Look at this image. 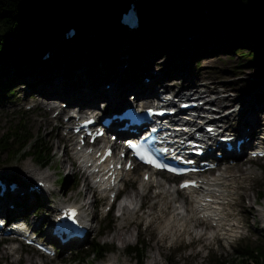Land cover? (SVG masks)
I'll return each instance as SVG.
<instances>
[{
  "label": "rangeland",
  "instance_id": "obj_1",
  "mask_svg": "<svg viewBox=\"0 0 264 264\" xmlns=\"http://www.w3.org/2000/svg\"><path fill=\"white\" fill-rule=\"evenodd\" d=\"M189 23L181 28L172 26V28H167V31L164 30L166 36H160L161 41L155 46L158 50L164 49L166 53L162 52L156 55L154 59H158L156 62V67H158V69L156 67L152 68L154 66L151 68L172 74L167 77L168 79L165 78L162 84L171 86V92L174 90L177 91L178 87L187 82L189 83L188 87L199 86L205 91L209 90L207 91L208 93L203 94V96L208 99L220 98L219 101L214 102V104L219 105L223 112H226V109L231 107L243 108L246 106L243 100H245V102L249 100L248 96L252 93H255V101H258L264 106V101L262 99V94L264 93V34H260L257 40L250 44L244 42L243 36L241 38L240 35L228 37L223 33L221 35L215 34L206 40L201 39L202 42L200 41L198 49L190 50V44L200 36L199 30L202 27L199 28L197 24L194 25L192 22ZM179 33H181L182 39L172 40L174 35ZM185 35L187 36L185 37ZM123 37H125V35H114L109 29H104L101 34H98L94 38L84 37L71 46H67H69L68 49L74 51V49H78L77 44L82 43L79 50L74 51L76 55L80 53V56H77L75 62L85 67L87 63L85 60L81 61V56L86 57L88 51L93 56V50L100 47L102 42L111 41L112 44L110 43L111 45H108L109 48H107V46L104 48L105 50L103 49V51H105L104 54L106 52L109 54L106 53L104 56H101L103 59L102 66H105V63L108 64L109 57L115 61L122 59V55L114 51V49L118 50L119 46L123 47L124 45L128 47L126 44L138 39L132 40L128 35L127 39H123ZM147 37V40L145 39L144 42L146 44L149 42L150 45L152 36L148 34ZM139 38L140 40L143 39L142 36ZM14 40L17 41L15 38ZM131 45H134L133 42ZM143 45L145 44L142 43V46ZM171 47L174 50L171 49ZM230 48L237 50V55H235L236 53L231 51ZM158 50L151 52V54L156 53ZM217 51L219 52L217 53ZM146 52H150V50ZM248 52H250L248 57L240 55V53L246 54ZM122 54L125 55L124 52H122ZM181 54H185L186 57L182 58ZM14 55H12L9 60L13 59ZM252 56H258L260 60L256 63H251L248 58ZM143 57L140 60V64L137 63L139 56L134 59V62L138 64L136 65L138 69H136L137 75L141 73L142 76V78H138L137 76L136 79L140 82H144V77H148L150 81L145 84L147 88H162L159 78L150 76L148 73L149 70L145 72L156 60H153L151 65L149 63L145 65L144 63L141 64ZM5 60V58H1L0 64ZM98 61L100 60H91V62ZM68 62V60H65V64L71 66L72 64ZM127 63L129 64V68L133 66V62L131 59L129 60V56L127 57ZM43 67L40 68L37 66L32 70L28 68L27 75L31 80H34L33 76L38 75V70H42ZM63 67L64 69L66 68V66ZM75 67H77V64ZM30 68H32L31 65ZM90 69H92V66H89V69H85L89 71H85L86 77L84 80L89 79L88 75L91 71ZM55 71L61 72L62 70L55 69ZM66 88L69 90L70 85H66ZM234 89H239L241 91V95H238L242 98V101L224 100L223 98L225 96L228 98L237 96ZM71 92L73 93L72 95L76 97L79 96H77V93L73 92V90H71ZM128 93L132 94L133 92L125 91V93L122 94L123 97L127 98ZM121 97L122 96H120V98ZM50 102L51 101L47 102L40 93L33 92L30 94L28 91H23V87L19 85L16 92L5 99L4 106L0 105V134L8 131L9 127L17 123L19 118H23V123L27 130L36 135L40 141L42 138L45 145L48 146L51 151V161L45 168L37 166L31 158L20 160L18 157H15L13 160H8L6 158V153L2 152L0 153V176L12 178L18 182L20 179H25V165L27 162L31 163L34 168L51 174V184L53 185L45 192L44 196L42 195L44 200L43 205L39 208L35 207L36 202L34 203L32 199L26 213L27 220L30 226L36 230V233L40 232L43 233L42 236H45L44 231L46 225L51 215L54 213L57 202L64 200L85 205V214H88V218H92L93 230L82 243L68 246L65 250H62L60 254L57 252L54 256H44L32 247H24L21 243L1 245L0 264H27L29 259L41 264H105L107 261H114L116 264H141L137 262L132 255L126 252V248L128 246H133L137 240L142 241L145 246V260L143 264H243L240 261L236 249L258 240H264V197L258 199L259 195L264 196V162L258 159L250 161L243 160L244 164L242 166L250 168L254 172L249 173L246 179L242 181L237 180L227 188L231 190L228 196L231 204H229V208L223 210V213L226 219L232 221L236 220L239 227L235 229V235L228 238V240L232 242H224V246L218 239L219 236L215 235L213 238H209L211 242L205 246L206 253L193 255L192 253L190 254L192 249L189 250L183 243L184 240L190 238V235L183 233L179 239H174L175 241L172 246L168 245L170 242L169 235H163L160 239V230L165 214L160 213L159 208L166 197L164 194L160 197H155L154 194L157 190L153 188L148 191L150 196L142 199L140 196L142 188L138 186L141 179V172H139L138 169H134L122 181L126 192V194L122 192V196H135L134 201L137 205L144 200L146 203L134 215L125 216L123 218L122 216L118 217V206L120 201L117 202L114 210H111V218L113 217L112 223H110L111 226L108 230H105V219L102 214L104 213L103 209L105 204L102 202L100 195L97 196V194H95V196H93L91 195L92 190L87 189L89 179L82 176L77 163H75L77 159L72 155V150L70 148L71 139L68 137L70 140L67 139V142H65V137L63 135L65 131L61 127L62 125L64 126L65 123L62 121V117H53V111L63 107L65 101H59L57 103ZM52 104L56 105V109L49 110V106ZM29 106L31 107L28 108ZM20 110L24 112L21 114ZM17 111L18 115L15 114ZM64 115L65 114L62 116ZM229 118V122L232 123V128H236L237 130L241 128L240 126L242 124L239 123L241 117H238V114L234 116L230 115ZM258 118L260 124L263 125L264 109L262 113L259 114ZM63 143L68 146L66 154ZM67 156L70 160L74 161L75 166L71 167L69 160H65ZM225 165L229 164L222 163V168H224ZM61 177L63 181L59 180ZM153 179L166 180L171 185H173L174 182V178L162 172L156 173ZM33 181V179L26 181L27 187L29 186L28 182L32 184ZM120 186H122V184ZM173 197L175 200L184 198L178 191L173 194ZM91 201H93L92 204H90ZM154 202H156V204L158 203V205H156L155 209L150 210V205ZM235 202H237V204ZM168 210L169 209H167V211ZM149 212H153L157 214V216L153 217V214L149 215ZM48 214H50L49 217H47ZM37 222L39 223L36 224ZM131 222H133V224L129 225ZM198 224L197 227L206 226V233H208V229H213L208 223L202 224L199 222ZM123 225L126 227L122 228L121 226ZM191 237L197 236L191 235ZM180 239L181 243L179 244ZM92 240L110 245L113 251L99 259L94 257L93 254L84 256V250L88 246L87 244ZM200 240L203 241V238ZM175 244L179 245L176 246ZM71 255H80L83 257L78 261L73 260L71 257L69 258Z\"/></svg>",
  "mask_w": 264,
  "mask_h": 264
},
{
  "label": "trees",
  "instance_id": "obj_2",
  "mask_svg": "<svg viewBox=\"0 0 264 264\" xmlns=\"http://www.w3.org/2000/svg\"><path fill=\"white\" fill-rule=\"evenodd\" d=\"M128 1L0 0V59H8L14 46L20 45L22 48L17 52L12 67L19 76L25 75V67L28 64L32 66V61L45 52L46 45L41 42L68 23L73 24L77 32L73 41L69 42L71 44L84 37L94 38L104 29H109L114 35L122 33L119 10ZM137 12L141 26L136 35L149 32L155 35L167 27H178L188 22L202 27L200 30L204 37L222 33L228 37L240 35L241 38L243 36L244 42L250 44L256 41L260 34H264V0H139ZM172 39H182L181 33L174 35ZM198 41H195L193 46H196ZM110 43L111 41L102 42L99 49L93 50V55ZM249 55L250 52L241 54L245 57ZM248 60L256 63L260 58L252 56ZM36 66L43 67L44 63ZM8 68V65L0 64L2 72H6ZM21 77L15 78L16 80L0 79V93L10 95L14 91L15 82L24 79ZM22 120L23 118H19L8 131L0 134V153L5 152L8 160L18 156H32L41 166L47 165L51 160V151L43 140L41 142L27 130ZM110 249L109 245L93 243L90 251L103 255ZM127 250L143 263L145 246L142 241ZM239 253L243 264H264V243L246 245Z\"/></svg>",
  "mask_w": 264,
  "mask_h": 264
},
{
  "label": "bare ground",
  "instance_id": "obj_3",
  "mask_svg": "<svg viewBox=\"0 0 264 264\" xmlns=\"http://www.w3.org/2000/svg\"><path fill=\"white\" fill-rule=\"evenodd\" d=\"M159 34L160 35L157 36L158 37L157 40L161 41L160 36L164 37L166 36V34L164 33V31L159 32ZM127 35L132 40L137 38L138 39L134 40L135 42L132 41L134 45H131L132 42L126 45H130L131 48L132 47L134 48L133 49L134 51L140 54H145V56H150L144 58L143 63L145 65L146 63H149L151 65L152 61L156 60L153 62L154 63L153 65L149 66L148 69L145 70V72L149 70L148 73L150 76H153V78H159L162 88L161 89H157V87L147 88L145 86V83L140 82L138 79H136L138 76L137 75L138 69L136 68V64L134 66L133 63H132L133 66L129 68V64L127 63V57L129 56V54H128L127 46L125 45L123 47L119 46L118 50L114 49V51L122 55V59L115 61L109 57L108 64L105 63V66L103 65V67H101L102 63L97 64V62H91V60L93 58H98L101 57L102 55L104 56L106 53L107 54L109 53L106 52L104 54L105 51L101 50L96 53V56L94 55L92 56L88 51V55L86 57L81 56V61L85 60V62L87 63L85 67H83V65L75 62L77 60V56H80L79 52L78 55H76V52L74 51H71V53L63 52V50L57 45L58 42L56 41L54 43H51V45L49 46L50 56L47 59V63L45 67L42 70H39L38 71L39 74L35 76L37 80H39L40 82L37 86V91H39L43 95L44 99H47L53 103H57L59 101H65L67 103L66 107L59 108V113H58L59 117L62 116L63 114H69L67 112L68 109L70 108L78 107L80 109H83L87 106L95 107L96 102L98 100L106 102L110 97H116L122 100L123 102H125V98L123 97L122 94H124L125 91H127V89L135 90L138 92V94L141 95L145 94V96H152V97H156L160 90H163L161 93L171 92L172 87L169 85H163L162 83L164 82L165 78L169 77L172 74L166 71H162V70L157 71L152 69L157 66L156 62L158 59H154L156 54L158 52L159 53L165 52V50L160 49V51L151 54V52L153 51H151L152 49L149 45V42L147 44L144 42L148 34L145 33V34L133 35L131 33H127L125 34V37H123V39L124 38L127 39ZM141 36L143 37V39L140 40L139 37ZM149 36H152L151 38V42H152L153 35L151 32H149ZM142 43L146 45V47L145 45H143L145 48L142 46ZM107 48H109V46ZM145 50L146 51L150 50V52H146ZM122 52H124L125 55H123ZM218 52L219 51H217V53ZM65 60H68L69 61L68 63L72 65L67 66L65 64ZM76 64L77 67H75ZM63 66H66V68L64 69ZM89 66H92V69H90L91 71L89 72L88 75L89 79L84 80L86 77L85 71H89L85 69H89ZM156 68L158 69V67ZM55 69H61L62 71L58 72L55 71ZM66 85H70L69 90L66 88ZM106 85H108V87H106ZM188 86H189L188 82L186 84H182L180 87H178L177 91L175 90L173 91L172 93L173 97H178V98L182 97L184 94L183 91H185L188 88ZM71 90H73V92H76L77 96L78 95L79 96L76 97L72 95L73 93L71 92ZM234 91L236 92L237 96L229 97V98L225 96L223 99L230 101H234V100L242 101V98L239 97V95H241L240 94L241 91L239 89H234ZM120 96L122 97L120 98ZM254 96L255 93L249 95L248 96L249 100H247L246 102L245 100H243V103H245L246 106H244L241 109L239 107L236 111L238 117H241L242 125H245L242 131L244 132L245 135L249 136L250 138L254 137L256 132L262 129L258 116L260 113H262L264 109V106H262L260 103H257L255 101ZM202 99L204 100V98L201 97V95H198V100H202ZM219 99L220 98L209 99V100L213 102H218ZM171 102H174V100H172ZM51 107H56V105H51ZM58 115L56 116L57 118ZM64 122L66 124L74 123L75 122L74 115L69 114L67 120ZM72 146H73L72 147L73 156L77 157V160L80 161V164L82 163L87 164L89 161H96V159L93 158L92 154H88L85 150L77 149L76 145L74 144H72ZM66 148L67 147L65 146V154H66ZM238 159H240V156L234 155V160H238ZM65 160H69L71 167L75 166L74 161L70 160L68 156ZM243 164L244 162L240 159L238 162H233L230 163L229 165H225L224 168H220L217 173H214L210 177L204 179L202 186L196 190L198 191L197 194H195L194 196L189 195L188 198H182L181 200H174L173 194L177 193L178 190L174 188L166 180L165 181L154 180L152 176L149 178L148 181H144L141 178L138 185L139 187L142 188V192L140 193L142 199L148 198L150 196L148 192L145 191L149 187L150 183H152V186L154 185V188L157 190L156 193L154 194L155 197H160L162 194H164L166 197V199L162 201L161 207L159 208V212L165 214L164 216L165 218L163 220L160 230L161 236L159 238L161 239L163 235H169L170 242H172L174 239H179L180 236L184 233L190 236L195 235L202 237L204 243L207 244L210 243L209 238H212L213 235L215 234L219 235L224 239L226 238L224 236L227 233L231 234L234 231H236L235 229L239 227L237 225L236 220L232 221L226 219L223 210L229 208L230 206L229 204H231V201L228 199L231 190L227 189L228 186L234 184L237 180L242 181L246 179V176L248 177L249 173L254 172L250 168L243 167L242 166ZM81 174L83 177L87 178L86 171H82ZM104 174L105 173H103L102 176ZM129 174L130 172L128 171L123 172L121 180H123V178L128 176ZM97 176H98V172L92 177V182L93 184H96L100 193H105L106 191L105 187L107 181L97 182ZM51 178L52 177L50 173H47L45 171H40L39 169L34 168L31 163L27 162L25 165V179H20L19 182H17L20 189L18 191L13 192V194L24 192L23 196H18L20 199H22L28 194L26 181L31 179H35V181L43 179L45 183L47 182L49 186H52L53 184H51ZM87 189H90L89 182L87 183ZM197 196H201V197H197ZM203 197H210L213 199V201L212 202L205 201ZM8 201L9 200L5 196L0 197V206L4 211V213L8 211V204H9ZM121 203H124V201H121L120 205ZM145 203L146 202L144 200L140 204H145ZM235 203L237 204V202ZM156 205H158V203L157 204L156 202L152 203L150 205V210L155 209ZM138 207L139 206L137 205V203H135L133 200L124 203L123 206L120 207V210L122 212L121 213L122 217L124 218L125 216L134 215L139 210L137 209ZM167 209L169 210L167 211ZM150 214H153V217L157 216V214L153 212H149V215ZM206 221L209 222L210 224L214 222L213 223L214 226L212 227L213 229H208L207 230L208 233H206V226L197 227V225H199L198 224L199 222L202 223L204 222L203 224H205ZM38 223L39 222H37L36 224ZM132 224L133 222L129 223V225ZM121 227L124 228L126 226L123 225ZM90 232L91 229L89 228L86 237L90 234ZM225 242H227L226 239ZM29 263L41 264L31 259L28 260L27 264Z\"/></svg>",
  "mask_w": 264,
  "mask_h": 264
}]
</instances>
